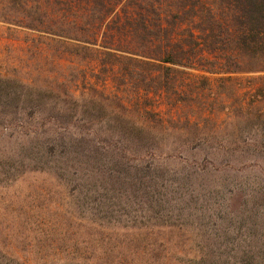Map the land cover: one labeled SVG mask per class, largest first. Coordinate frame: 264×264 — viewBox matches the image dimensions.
<instances>
[{"label": "rangeland", "instance_id": "obj_1", "mask_svg": "<svg viewBox=\"0 0 264 264\" xmlns=\"http://www.w3.org/2000/svg\"><path fill=\"white\" fill-rule=\"evenodd\" d=\"M19 3L0 0V75L57 93H42L50 105L35 108L51 119L44 126L11 102L0 114V264H264L262 74H223L220 56L204 52L214 66L187 70L192 93L168 103L122 93L120 69L96 65L115 98L75 113L62 95L72 65L12 23L21 20ZM211 3L165 25L176 38L199 35L193 13Z\"/></svg>", "mask_w": 264, "mask_h": 264}, {"label": "trees", "instance_id": "obj_2", "mask_svg": "<svg viewBox=\"0 0 264 264\" xmlns=\"http://www.w3.org/2000/svg\"><path fill=\"white\" fill-rule=\"evenodd\" d=\"M19 2L21 20L12 23L43 39V43L51 47L49 57L67 58L72 65L67 67L70 78L62 95L65 97L63 106L67 105L75 113L90 107L89 104L101 107L102 102L112 103L115 98L107 92L109 79H102L101 73H95L96 65L103 73H114L120 69V75L111 78L118 86L115 88L122 93L131 88L132 92L165 96L168 103L186 100L189 96L186 93H192L189 85H184L188 80L187 70L195 65L202 68L205 64L214 66L201 53L218 54L223 60L220 67L223 74L261 73L263 85L259 89L264 94V0H212L206 9L201 8V13L192 12L198 18L196 29L199 35L188 32L186 39L175 37V20L169 22L168 16L174 13L172 18L180 20L182 15L190 13L187 10L194 11L200 0H180L178 4L174 0L171 5H164L161 0H34L32 12L31 7L28 10V0ZM161 6L166 7L163 14L159 9ZM118 9L124 14L123 18L119 16ZM120 21H123L121 25ZM166 23L173 24V29L169 30ZM112 31L115 33L110 35L108 45L104 46L106 40H101ZM198 39L199 42L196 41ZM43 51L40 46L37 56H42ZM82 61L85 65L80 64ZM54 66L58 68L56 62ZM149 66L152 68H147ZM93 78L99 83L94 84ZM13 82L0 75V114L11 102L13 111L22 110V115L26 111L32 115L36 112L42 126L50 122L51 119L45 118L44 108L38 111L35 108L50 105L47 100L43 102V94H55L57 91H43ZM202 82L206 84V80ZM88 90L95 95H86ZM20 103L27 104L20 107ZM121 105L124 106L123 102ZM63 106L59 111H64ZM262 113L260 111L256 117H261ZM147 115L162 123L159 113ZM6 118L7 115H3V122L7 121Z\"/></svg>", "mask_w": 264, "mask_h": 264}]
</instances>
